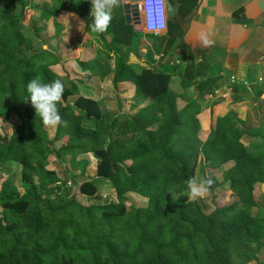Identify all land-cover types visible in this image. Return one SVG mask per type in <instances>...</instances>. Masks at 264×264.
<instances>
[{"label": "trees", "instance_id": "16d2710c", "mask_svg": "<svg viewBox=\"0 0 264 264\" xmlns=\"http://www.w3.org/2000/svg\"><path fill=\"white\" fill-rule=\"evenodd\" d=\"M22 1L0 0V103L7 104L0 112V163L20 165L23 189L18 194L9 184L0 189V264H264L252 245L257 230L264 229V215L250 212L257 206L253 191L264 183V151L248 150L243 139L248 131L235 126L227 112L211 125L213 137L198 146L204 132L198 100L183 101L170 72L136 69L122 56L121 47L133 46L135 36L123 17L112 16L107 31L97 33L88 16L79 54L59 56L39 45L45 21L52 19L55 31L62 27L59 15L68 10L63 0H52V8L33 6L28 23L20 17ZM78 1L90 10V0ZM95 35L102 45L110 37L108 51L112 48L117 59L112 80L131 82L136 94L151 99L133 114L107 118L97 89L86 84L100 75L90 63L98 61L88 40ZM71 64L79 74L75 78L67 72ZM37 77L64 84L57 107L67 126L55 127L52 136L27 99V84ZM188 81L198 87V97L210 82ZM258 133L264 140L263 127ZM89 153L97 159L95 176L86 175V163L73 176L75 193L85 200L67 197V185L45 184L55 176L47 165ZM198 165L214 181L210 212L203 209V197L180 196ZM103 183L111 184L116 199L89 202ZM225 184L222 195L214 192ZM129 194L145 204L134 205Z\"/></svg>", "mask_w": 264, "mask_h": 264}, {"label": "crops", "instance_id": "0c3cea01", "mask_svg": "<svg viewBox=\"0 0 264 264\" xmlns=\"http://www.w3.org/2000/svg\"><path fill=\"white\" fill-rule=\"evenodd\" d=\"M50 1L26 0L29 6L28 13L31 14L28 22L35 14L31 9L33 6L41 3L49 5ZM172 1L178 9L175 14L168 16L167 32L159 34L161 37L167 34L163 43L156 45L153 51L151 48L149 50L141 48L134 42L133 46H126V52L122 53V56L126 55L128 62H135L131 60V56L134 55L141 62L146 63V67L170 72L171 86L178 92H182L183 101L196 98L197 102L202 104L203 98L207 97L213 98L210 101L211 104L258 102V98L264 94V0ZM63 2L68 10L62 11L59 15L58 20L62 27L55 31L52 19L46 21L51 25L47 26L55 31V35L50 37L56 38L62 44L59 56L77 55L80 51V41L85 40V21L90 16V10H85L78 0H63ZM21 5H24L23 1ZM115 9L120 11L117 18H124L123 4L114 8L113 13ZM131 26L135 31L133 25ZM69 28L71 29L68 33H62ZM201 32L209 34V38L214 41L212 46L205 47L201 44L199 39ZM88 40L91 42L92 54L96 55V50L102 47L100 43H103V38L95 35ZM128 48H131L130 51ZM165 51L170 54L169 60L157 61L156 56ZM110 55L113 54L110 53ZM162 56L164 57V54ZM200 77L208 78L210 82L201 90L203 95L198 97V87L189 83L188 80L190 78L198 80ZM92 78L98 79V76ZM184 79H187L185 86L181 83ZM116 84L118 87L113 93L119 91L125 95L119 97L120 100H116L118 104L122 101L127 102L130 96H135L134 98L139 101L138 104L145 105L151 102V99L142 95H134V87L130 82ZM124 85L125 88H123ZM187 86L189 88L186 90ZM97 97L99 100L98 91Z\"/></svg>", "mask_w": 264, "mask_h": 264}, {"label": "rangeland", "instance_id": "374dc122", "mask_svg": "<svg viewBox=\"0 0 264 264\" xmlns=\"http://www.w3.org/2000/svg\"><path fill=\"white\" fill-rule=\"evenodd\" d=\"M32 1V0H31ZM66 2V1H64ZM24 4V15L28 13L29 6L26 4V0H23ZM34 4V3H33ZM65 4V3H64ZM68 4V3H66ZM53 5V1L51 0L49 2V7ZM118 8V7H117ZM19 9V13H20ZM115 13V14H114ZM112 11V16L113 14L115 17H118L120 15V11L115 9V11ZM30 13H28L27 19L24 17L25 23H28V19L30 18ZM51 20V19H50ZM176 20V18L174 19ZM48 21V20H47ZM46 22V21H45ZM50 25V22H46L45 27L42 29V33L40 34V38L42 39V45H39V49H49L52 52H55L56 54H60V50L62 49V44L56 40V38L50 37L55 35V31L47 25ZM54 27V25H53ZM71 28L66 29L65 31L63 30L62 33H68ZM168 29V28H167ZM135 32L134 36V42L136 45H140V47L151 48L153 51L155 50L154 48L156 45L163 43V41L167 38V34L164 37H161L160 35H154V34H148V33H142V32ZM110 37L105 36V41L104 44L100 43V48H96V57L98 58V61H91L90 63L93 64L94 66L97 65V70L100 72V74L97 78H91L90 83H86L87 85H91L97 89L99 92V103H100V108L103 110V112L106 114L107 118H110L111 116L115 115L116 113L119 112H134L137 110L140 106L144 104H138L137 98H134L135 96H130L127 99V102H120L119 104L117 103L116 100H120L119 97L122 95L125 96L123 93H120L119 91L116 93H113L114 90L118 87L117 84L112 80L113 73L115 71L116 65H117V59L116 55L114 54V51L112 48L108 51V47L111 45L109 42ZM112 46V45H111ZM95 48V47H94ZM125 49H127L126 46H122L120 49V53H125ZM164 51V50H163ZM109 52V54H107ZM112 53L113 55H110ZM152 53V52H151ZM164 57L161 56L157 61H165L169 60L170 54L169 52L165 51L163 52ZM111 59H110V58ZM136 65L135 68L138 69L139 65L137 62H134ZM75 64H71L67 67V72L69 71V77L70 78H75L79 74L77 71H75ZM101 83H100V82ZM126 83V82H125ZM131 83V82H130ZM132 84V83H131ZM68 85V83H66ZM130 85V84H129ZM132 86V85H131ZM125 88V85L124 87ZM189 88V86L186 87V90ZM134 95L136 93L134 92ZM138 95V94H137ZM142 95V94H139ZM264 97V94L261 95V98ZM74 97H69L68 102L72 103ZM134 98V99H132ZM258 98V102H250L247 101L246 103L243 104H211L210 101L213 100V98H203V101L200 104L203 114H202V126L204 128V132L200 134L198 137L196 143L198 146L202 144L204 139L213 137V129L211 128V125L216 121L217 116H222L225 113L228 112V114H232L234 117V125L237 126L238 128H244L245 129V134H243V139L244 142L247 145L248 150L254 151H264V140L262 136L258 133L262 127L264 128V99ZM7 107L6 100L4 99L0 103V112L3 111ZM86 123L87 122L85 120ZM1 126H2V120L0 116V133H1ZM54 129H50V135L52 136L54 134ZM84 170L86 175L88 176H95L96 172V163L97 159L93 156V154H84V155H77L76 157L73 158V162L69 160V158L65 157L58 163H52L47 165L48 169H52L55 171V176L53 177L52 180H46L45 184L53 187V186H60L61 188H64L66 185L69 187V190L67 191V197L74 196L77 199L85 200V197L75 193V188H74V179L73 176H77L82 168L83 165ZM3 167V168H2ZM21 167L18 163L12 162V161H5L0 163V189L2 186L5 184H9L12 186V192L13 193H22L23 189L21 186ZM208 175V172H207ZM206 175V177H207ZM195 177L199 179H204L205 176H203L202 171L200 170V167L198 165L197 170H196V175ZM217 177L220 179L221 174L218 171L217 172ZM225 188H227V185H222L219 186L215 189V193L217 194H223L225 191ZM62 192H64V189H61ZM254 192V197L257 201V206L253 207L251 209V214H260L261 216L264 215V183H258L256 185L255 191ZM66 193V192H65ZM189 190L187 192H184L180 196L186 200H193L188 197ZM175 195L174 193H172ZM129 200L134 204V205H143L145 204V199L142 198L139 195L136 194H129L128 195ZM112 199H116L115 193L113 191V188L111 184L109 183H103L99 187V192L96 196L91 197L89 199V202L95 203V204H101V203H107ZM203 209L206 212H210L212 210V202H211V193L207 192L203 196ZM242 207V205H240ZM1 211V207H0ZM257 238V242L252 243V245L257 249V260L259 263H264V244L260 246L259 242L264 243V229L257 230V233L254 236Z\"/></svg>", "mask_w": 264, "mask_h": 264}, {"label": "clouds", "instance_id": "9594fccd", "mask_svg": "<svg viewBox=\"0 0 264 264\" xmlns=\"http://www.w3.org/2000/svg\"><path fill=\"white\" fill-rule=\"evenodd\" d=\"M132 0H90V16L92 23L91 30L97 33L107 31L112 19V11L122 4H130ZM141 7L138 9L143 16V24L149 31L160 34L166 31L167 17L173 11V7L168 0H141ZM200 42L205 47H210L214 43L209 38V34L201 32ZM64 84L62 80L43 83L38 77L33 78L27 84L28 100L35 109V115H38L42 123L47 127L67 126V121L62 120L59 113L58 104H60L64 94ZM211 178L199 179L197 177L189 178L187 181L190 199L195 200L203 197L213 185Z\"/></svg>", "mask_w": 264, "mask_h": 264}, {"label": "water", "instance_id": "95a60500", "mask_svg": "<svg viewBox=\"0 0 264 264\" xmlns=\"http://www.w3.org/2000/svg\"><path fill=\"white\" fill-rule=\"evenodd\" d=\"M140 0H132L131 4H123V13H124V20L126 24L133 25L139 22V13H138V3ZM168 3H170L173 7V11L168 15L172 16L173 14L176 13L178 7L177 5L174 4L172 0H168ZM24 5H21V10H20V17L22 20H24ZM131 60L135 61L139 64H142L143 66H146V63L141 62L137 56H131ZM152 68V67H150ZM154 69V68H153ZM155 70V69H154Z\"/></svg>", "mask_w": 264, "mask_h": 264}, {"label": "built area", "instance_id": "2783aa9c", "mask_svg": "<svg viewBox=\"0 0 264 264\" xmlns=\"http://www.w3.org/2000/svg\"><path fill=\"white\" fill-rule=\"evenodd\" d=\"M141 0L139 1L138 3V9L141 7ZM138 13H139V22L136 23V24H133V27H134V30L137 31V32H142V33H149V34H154V35H159V34H156L155 32L153 31H149L145 28L144 24H143V16L142 14L139 12L138 10ZM167 26H168V17H167ZM166 30H167V27H166ZM166 31H163L161 32L160 34L164 33ZM163 54L160 53V55L158 54V56H156V59H159Z\"/></svg>", "mask_w": 264, "mask_h": 264}, {"label": "flooded vegetation", "instance_id": "af4514ba", "mask_svg": "<svg viewBox=\"0 0 264 264\" xmlns=\"http://www.w3.org/2000/svg\"><path fill=\"white\" fill-rule=\"evenodd\" d=\"M166 32H167V31H166ZM164 35H166V33H165Z\"/></svg>", "mask_w": 264, "mask_h": 264}]
</instances>
